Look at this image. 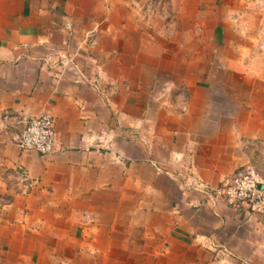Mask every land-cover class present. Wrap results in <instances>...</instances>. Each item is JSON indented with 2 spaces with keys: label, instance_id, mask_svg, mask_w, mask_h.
<instances>
[{
  "label": "crops",
  "instance_id": "crops-1",
  "mask_svg": "<svg viewBox=\"0 0 264 264\" xmlns=\"http://www.w3.org/2000/svg\"><path fill=\"white\" fill-rule=\"evenodd\" d=\"M5 111L55 145L0 135V264H264V215L200 186L264 168V0H0Z\"/></svg>",
  "mask_w": 264,
  "mask_h": 264
},
{
  "label": "built area",
  "instance_id": "built-area-1",
  "mask_svg": "<svg viewBox=\"0 0 264 264\" xmlns=\"http://www.w3.org/2000/svg\"><path fill=\"white\" fill-rule=\"evenodd\" d=\"M162 5L163 3L158 1L146 3L144 5V11L148 13L146 18L153 15L156 8ZM170 87V84L162 85L157 91L158 98H171L169 96L173 91ZM177 91L180 95V91ZM185 109V103L177 108L182 113ZM0 135L10 139L22 151H34L41 156L54 152V120L48 112H41L28 118H20L10 111L2 112L0 114ZM250 147L255 150L256 143H250L248 148ZM96 152L99 153V150ZM14 173L24 184H29V180L19 170H15ZM200 186L203 187L210 200L221 202L235 212L245 211L252 215H264V168L256 160L237 169L229 179L217 187L210 188L201 184Z\"/></svg>",
  "mask_w": 264,
  "mask_h": 264
},
{
  "label": "rangeland",
  "instance_id": "rangeland-1",
  "mask_svg": "<svg viewBox=\"0 0 264 264\" xmlns=\"http://www.w3.org/2000/svg\"><path fill=\"white\" fill-rule=\"evenodd\" d=\"M0 179H2L3 181L7 180V182L9 183L8 184L9 190H11L12 192H16V193L19 192V193L26 194L29 191V188H30L29 184L26 185L23 183L22 180L18 179L13 170L12 171H8V170L1 171ZM10 201H11L10 196L0 194V208H2L5 205L10 204L11 203ZM57 264H61L60 261Z\"/></svg>",
  "mask_w": 264,
  "mask_h": 264
}]
</instances>
